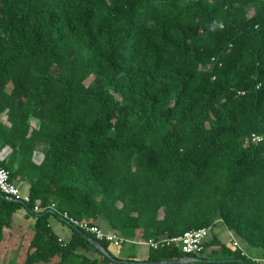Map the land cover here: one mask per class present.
<instances>
[{
  "label": "trees",
  "instance_id": "obj_1",
  "mask_svg": "<svg viewBox=\"0 0 264 264\" xmlns=\"http://www.w3.org/2000/svg\"><path fill=\"white\" fill-rule=\"evenodd\" d=\"M0 162L30 196L0 201V264H132L64 213L140 241L221 221L264 258V0H0Z\"/></svg>",
  "mask_w": 264,
  "mask_h": 264
},
{
  "label": "built area",
  "instance_id": "obj_2",
  "mask_svg": "<svg viewBox=\"0 0 264 264\" xmlns=\"http://www.w3.org/2000/svg\"><path fill=\"white\" fill-rule=\"evenodd\" d=\"M261 138L262 137L260 135H252L253 140H260ZM2 199L17 200L23 203L30 202L29 194L22 191L20 187L11 180L9 171L0 162V201ZM33 209L38 211L41 208H39L38 205H35ZM63 217L71 224H74L79 228L94 234L97 240L106 241L113 246L119 247L125 243L134 242L133 240L124 237L116 231H106L96 224H91L86 221H79L74 217L69 216L67 213H64ZM211 231V226H204L187 230L184 233L176 236H166L158 239L149 238L148 240L144 241V243L153 249L174 245L180 248L181 251L186 255H190L204 250V243L211 234ZM232 245L238 248L242 254L247 255L248 257L250 256L237 240H234ZM252 259L254 258L252 257Z\"/></svg>",
  "mask_w": 264,
  "mask_h": 264
},
{
  "label": "crops",
  "instance_id": "obj_3",
  "mask_svg": "<svg viewBox=\"0 0 264 264\" xmlns=\"http://www.w3.org/2000/svg\"><path fill=\"white\" fill-rule=\"evenodd\" d=\"M25 215H27V210H24L21 214L18 215V217L20 218V221H23L24 223H22V225L19 226L20 231L19 232H25V224H26V218ZM30 221V219H29ZM50 224L52 226V228L54 229V231L61 236L62 238H67L68 234H69V227L66 221H64L62 218L57 217L55 215L50 216L49 218ZM102 227L104 228V230L108 231V227L103 223ZM227 231V232H225ZM230 233H233L230 229H228L226 227V225L224 223H222L221 221H218L215 226L212 228L211 234L209 235V237L207 238L206 242H207V246L205 247L204 251L201 253V256H197L199 258H203V259H223V258H229L227 257L226 253H224L221 248H220V244H229L232 245L234 240H237L234 235H230L232 237V239L230 240V242H225L223 240V235H229ZM236 236V235H235ZM237 237V236H236ZM238 238V237H237ZM239 242V241H238ZM131 243H140V244H144L147 247V254H148V246L143 243V242H131ZM241 245V244H240ZM242 246V245H241ZM4 249H6L5 245L3 247ZM120 249V248H119ZM117 248L116 252L118 253L119 256L123 257L124 259L126 258H131L134 260H140V259H145L147 257V255L144 258H136L135 254L133 252H125L124 254H121L122 252H120ZM222 252L223 255L217 257L215 256V252ZM247 252V254H249L250 256H252L256 261L257 264L259 261H261V264H264V258H262V256L260 257V260L258 259L257 256H255L254 254L249 253L247 250H245ZM225 254V255H224ZM261 255V252H260ZM190 264H206L203 262H193ZM211 264H230L229 262H212Z\"/></svg>",
  "mask_w": 264,
  "mask_h": 264
},
{
  "label": "water",
  "instance_id": "obj_4",
  "mask_svg": "<svg viewBox=\"0 0 264 264\" xmlns=\"http://www.w3.org/2000/svg\"><path fill=\"white\" fill-rule=\"evenodd\" d=\"M10 200V199H9ZM67 224H71L68 220H65ZM80 233L85 237V239L89 242L91 246H93L95 249H98L101 251L105 256H107L109 259L117 262V263H128L131 262L132 264H186V263H193V262H233L237 261L240 263L250 264L247 263L242 258H223V259H203L199 258L197 256H189L185 255L183 257L177 258V259H165V260H159V261H142V260H127V259H116L97 239L94 237L84 233L80 230Z\"/></svg>",
  "mask_w": 264,
  "mask_h": 264
},
{
  "label": "rangeland",
  "instance_id": "obj_5",
  "mask_svg": "<svg viewBox=\"0 0 264 264\" xmlns=\"http://www.w3.org/2000/svg\"><path fill=\"white\" fill-rule=\"evenodd\" d=\"M2 120L5 121L4 115L2 116ZM32 124L37 126L38 125V119L37 118H32ZM41 158H42V152L40 150H38L36 152V154H35V159L37 161H39ZM24 210H26V209L25 208L20 209V211L17 212L15 215L18 216ZM225 232H227V231H225ZM230 235H234V234L230 233L229 235L228 234L227 235H223V240L225 242H230V240L232 239V237ZM234 237L236 239H238L239 243L242 245V247L245 250H247L251 254H254L260 260L261 255H260V250L259 249L249 247L246 243H244L241 239L237 238L235 235H234ZM129 239L133 240L134 242H143L144 243V241L136 240V239H133V238H129ZM110 248L113 251L117 250V248L114 249L111 246H110ZM119 250H120V252H122L121 254H124L125 252H133L135 254L136 258H144L147 255V247L144 244H140V243H125L124 245H122L120 247ZM221 255H223L222 252H220V251L219 252H215V256L219 257ZM258 264H261V261H259Z\"/></svg>",
  "mask_w": 264,
  "mask_h": 264
}]
</instances>
